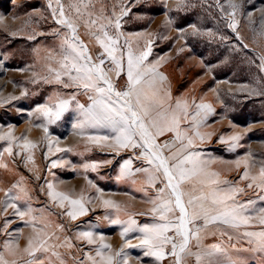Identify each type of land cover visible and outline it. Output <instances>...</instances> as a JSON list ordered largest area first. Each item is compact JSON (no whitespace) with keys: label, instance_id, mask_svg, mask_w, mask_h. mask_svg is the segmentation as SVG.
<instances>
[{"label":"rangeland","instance_id":"374dc122","mask_svg":"<svg viewBox=\"0 0 264 264\" xmlns=\"http://www.w3.org/2000/svg\"><path fill=\"white\" fill-rule=\"evenodd\" d=\"M61 6L64 17L59 14ZM117 17L119 29L114 26ZM61 19L76 26L79 41L95 63L103 49L93 33H99L100 24L113 21L106 30L118 38L117 47L124 53V71L118 77L109 73L117 90L127 81L129 47L136 56L150 51L143 66L156 69L152 74L155 85L163 75L160 70L168 71L176 85V100L188 106L187 119L177 112L181 116L179 134L185 139L191 136L189 152L199 154L205 171L218 174L206 179L202 188L193 181L184 184L183 190L189 192L195 184L193 194L198 197L210 200L218 192L234 196L239 204L254 202L246 214L248 224H209L200 233L198 245L195 239L190 241L191 251L203 253L218 246L221 251L212 259L219 264H264V250L255 237L245 235L264 231V189L256 187L264 168V0H0V137H4L0 139V254L4 259L16 264H102L97 251L107 244L111 247L103 250L104 255L115 256L123 248L127 264H176L172 256L157 259L145 255L146 247H127L128 243L140 244L139 231L121 235L130 220L137 229L148 224L142 209L137 212L128 204L134 190L128 187L131 178L122 170L137 175L142 160L148 168L153 166L142 157L139 162L138 147L123 148L120 153L102 151L97 145L109 146L110 141L95 143L91 137L99 135L97 128L75 127L80 119L77 104L87 106L92 93L75 85L64 87L70 83L67 76L61 72L58 82L52 71L60 70L62 45L72 38L67 24L59 23ZM91 20L97 24L86 26ZM232 23L234 28L229 27ZM103 58L106 70L114 68L106 55ZM61 100H69L70 106L58 121L49 124L39 109ZM198 104H208L213 111L199 127H193ZM164 134L171 141L177 136L176 131L165 130ZM236 135L240 139L233 141L231 137ZM26 142L35 147H25ZM9 147L11 154L5 150ZM163 155L172 154L163 150ZM52 161H57L55 167ZM125 161L130 162L125 165ZM246 169L249 177H258L255 183L240 178ZM145 174L141 177L150 193L164 187L162 173L155 186ZM211 180L221 183L213 185ZM230 188L235 191L229 192ZM50 191L81 200L85 214L73 220L68 215L73 206L65 200L61 207L60 199H53ZM138 196L144 203L152 201V196L135 194ZM13 204L26 215H16ZM116 220L121 223H112ZM202 225L203 221L197 222ZM82 232H91L93 243ZM36 234L45 243L41 247L36 240L33 255L18 247L23 239ZM169 247L165 246L166 253ZM183 262L196 264V257L184 254Z\"/></svg>","mask_w":264,"mask_h":264},{"label":"snow or ice","instance_id":"6c2138e0","mask_svg":"<svg viewBox=\"0 0 264 264\" xmlns=\"http://www.w3.org/2000/svg\"><path fill=\"white\" fill-rule=\"evenodd\" d=\"M233 8L236 5H232ZM59 14L64 17L63 6L60 7ZM126 14V13H125ZM234 15V13H233ZM60 24H67L71 29L72 38L69 42L65 39L62 45V60L60 62V70H52L55 72L56 79L61 82V72L67 76L70 83H65L64 87L75 85L82 88L84 93L91 92L88 96L90 103L85 106L77 104L80 109V119L75 127L83 130L84 128H107L113 134L110 136L91 137V139L100 144L101 141H107L110 138L114 139L116 145L120 148L142 147L144 151L142 155L145 157L147 163L151 167L137 169V172H145L147 174L148 183L155 186L156 180L159 178L158 174L166 178L164 187L158 189L157 203L153 201L155 206L152 209L153 213L159 212V219L161 223L152 225L145 224L143 227L137 229L136 222L130 220L127 227L121 233L122 236H127L129 232L139 231L142 233V239L139 245L127 244V247H146V256H155L157 259H163L167 255L175 258L176 264H184L183 255H195L196 264H219L212 258L221 251L218 246H213L211 249L200 253H192L190 241L195 239L197 245L200 241V233L208 227L209 224L222 222L225 225L232 227H239L240 225L248 224L249 219L246 215L251 211L250 206L254 203L249 201L247 204H239L235 201L234 196L227 193L220 195L214 192L209 200L207 196H195L193 193L196 190L195 184L189 192L183 190L184 184H192L193 181L199 184L201 188L205 184V180L209 177L217 176L215 172L209 173L205 171L203 162L199 159V154L187 152L185 149L192 145V139L187 138V145L183 146L181 151L170 156H164L163 150L170 148L171 144L165 141L162 145L157 143V136L163 135L165 130L176 131V139H182L179 134V125L181 116L177 112L183 114V118L188 117L187 103H181L177 100L175 102V110L169 112L164 109L163 99L160 97L159 90L156 88L154 77L156 69L154 67L144 68V62L147 60L150 51H144L139 56L134 55L129 47L126 53L127 56V81L122 90H117L112 83L109 73H114L117 77L124 71V53L118 49V38H113L106 30L108 26L112 25L113 21L108 20L107 24L99 25V33H93L96 41L103 49L97 57L98 63L93 62L92 56L87 51L86 46L79 41L76 35V26L68 20L61 19ZM97 24L96 20H91V26ZM115 28L119 29L120 17L115 20ZM229 27H235L232 23ZM31 38V37H30ZM128 42L126 41V44ZM152 41H148L151 45ZM120 53L118 56L117 53ZM107 56L114 68L105 69L103 66L106 61L103 58ZM152 89L151 94L145 90ZM75 99V96L72 97ZM70 106L69 100H61L53 107L42 106L39 111L46 118L49 124H54L58 121L65 111ZM171 109V105H169ZM197 111L192 115L191 125L199 127L207 116L213 111L208 104L196 105ZM45 133H48V128L45 127ZM203 139L199 132L195 133ZM11 138V133L8 134ZM4 139V137H0ZM233 141L240 139L239 135L231 137ZM25 147H35L31 142H26ZM11 154V147L5 149ZM49 151H51V142L49 144ZM57 151H64L57 148ZM31 159V157H30ZM130 161H125L127 165ZM57 161H52V166L55 167ZM4 167H7L4 165ZM87 167V166H86ZM123 175H129L130 171L125 168L122 170ZM241 179H250L255 183L258 179L256 176L249 177L247 169L240 177ZM260 183L256 184L257 188L264 189V168L259 173ZM213 185H219L218 180L209 181ZM222 183L227 184V181ZM253 183H249L248 187H253ZM52 185L49 184V189ZM229 192L235 191L230 188ZM240 191H243L242 189ZM167 193V198H165ZM7 195V193H6ZM49 195L53 199L59 198L61 207L65 200L73 206V210L68 212L73 220L77 215H84L86 209L81 200L70 199L64 193L50 191ZM185 196L187 200L185 201ZM106 205H113L112 201L105 200ZM15 210V214L21 218L26 215L25 211H21L15 204L11 205ZM191 208V211L189 210ZM31 212V208H28ZM264 211V209H261ZM172 217V218H170ZM198 221H203L202 226H197ZM114 224L121 223V221H112ZM264 224V218L261 219ZM35 226V225H34ZM170 231L175 232V236H170ZM80 235L85 238L88 243H93V234L91 232H82ZM246 236L255 237L257 246L264 250V231L247 232ZM179 238V243H177ZM37 243L43 247L45 241L37 239ZM171 245V252H165V246ZM8 242H5L7 248ZM111 246L101 245L97 255L101 257L102 264H127V260L123 259V248L118 251L115 256H105L103 250L109 249ZM29 255H33L32 241L29 240L28 246L24 249ZM91 259V257H89ZM0 264H16V261H7L3 255L0 254ZM28 264H32L31 261ZM93 264H96L93 261Z\"/></svg>","mask_w":264,"mask_h":264},{"label":"crops","instance_id":"0c3cea01","mask_svg":"<svg viewBox=\"0 0 264 264\" xmlns=\"http://www.w3.org/2000/svg\"><path fill=\"white\" fill-rule=\"evenodd\" d=\"M160 56L163 57L164 55H160ZM160 72H162L163 75L158 76L160 79L157 76L155 77V78H158V81H159V84L156 85V88L159 90L160 97L163 99L164 109L171 112L169 109V105H171V110H175V102L177 101L176 100L177 99L176 85L173 83L172 80H170V75H169L168 71L166 72L165 70L161 69ZM145 90L148 91L149 94H151L152 89H149V88H147V86H145ZM97 129L99 130L98 136H106L107 135V136L111 137L113 135L111 133L110 129H107V128H97ZM98 136L96 135V137H98ZM165 136H167V135L164 134V135L157 136V143L162 145L165 141H168L171 144V147L166 148L164 150L167 152H171V154L179 153V151H181L182 147L187 145V138L185 139V138L181 137L182 139L178 140L175 137V139H173V141H171L169 139V137H165ZM109 141H110L109 146H104L103 141H102L103 145L98 147V145L95 144V145H97L96 148L101 149L102 151L109 152V153H120L121 152L120 150L123 148L118 147L116 145V142L114 139L110 138ZM194 141H198V140L196 139ZM181 143H182V145H181ZM96 148H93V149H96ZM126 149L134 150V148H132L131 146L127 147ZM141 151L143 152L144 149L142 147H138V155L136 157L139 160V162H141L140 159L145 158L142 155ZM185 151L189 152V151H191V148L187 147L185 149ZM144 162L145 161L142 160V164H141L139 169L148 168V166H146ZM149 169L151 170L150 167H149ZM132 173L133 174H131V172H130L129 175H126L128 178H131L130 179L131 183L129 184L128 187H130V188H132V190H134V193H132L133 198H132V200H130L128 202V204L131 205L134 208V210L137 212H140V208L142 209L141 213H143L147 216L146 222H148V225H152L155 223H161L162 221H160V219H159V215H160L159 212H156V213L152 212V209L155 206L153 201L156 200L157 203H159V201L157 200L158 191L156 193H150L149 192L148 187H146L147 182L145 181V177H143V178L141 177L142 176L141 174L144 172H138L137 175H135L136 172H132ZM160 174H158L159 177H160ZM145 176H146V174H145ZM160 188H163V187H160ZM147 192L149 194H147ZM135 194H136V196L139 194H141L142 196H144V195L145 196L146 195L152 196L150 198L152 201H150L149 203H146V202L144 203V200L140 201L139 196L135 197ZM132 195H131V197H132ZM165 198H167V193H165ZM170 218H172V217H170ZM141 227H143V225H141ZM169 256L171 257V255H169Z\"/></svg>","mask_w":264,"mask_h":264},{"label":"bare ground","instance_id":"6f19581e","mask_svg":"<svg viewBox=\"0 0 264 264\" xmlns=\"http://www.w3.org/2000/svg\"><path fill=\"white\" fill-rule=\"evenodd\" d=\"M38 237H40L38 234H36V235H32V236H30L28 239H23V242H20L18 245V247H20V248H26L27 246H28V242H29V240H31L32 241V247H34V245H35V242H36V240L38 239ZM26 241H28V242H26Z\"/></svg>","mask_w":264,"mask_h":264},{"label":"built area","instance_id":"2783aa9c","mask_svg":"<svg viewBox=\"0 0 264 264\" xmlns=\"http://www.w3.org/2000/svg\"><path fill=\"white\" fill-rule=\"evenodd\" d=\"M170 234H171V235H175V232H174V231H170ZM167 252H168V253L171 252V248H170V247L168 248Z\"/></svg>","mask_w":264,"mask_h":264}]
</instances>
